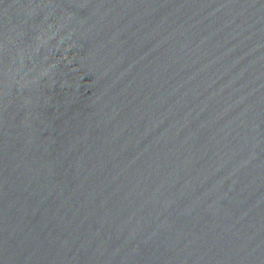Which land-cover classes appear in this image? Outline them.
<instances>
[{
  "label": "water",
  "instance_id": "obj_1",
  "mask_svg": "<svg viewBox=\"0 0 264 264\" xmlns=\"http://www.w3.org/2000/svg\"><path fill=\"white\" fill-rule=\"evenodd\" d=\"M0 264H264V0H0Z\"/></svg>",
  "mask_w": 264,
  "mask_h": 264
}]
</instances>
